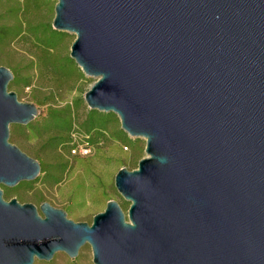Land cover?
Here are the masks:
<instances>
[{"label": "water", "instance_id": "obj_1", "mask_svg": "<svg viewBox=\"0 0 264 264\" xmlns=\"http://www.w3.org/2000/svg\"><path fill=\"white\" fill-rule=\"evenodd\" d=\"M52 29L95 82L90 111L145 141L137 168L91 224L63 210L5 201L39 162L9 142L39 115L0 66V264H264V0H55Z\"/></svg>", "mask_w": 264, "mask_h": 264}, {"label": "rangeland", "instance_id": "obj_2", "mask_svg": "<svg viewBox=\"0 0 264 264\" xmlns=\"http://www.w3.org/2000/svg\"><path fill=\"white\" fill-rule=\"evenodd\" d=\"M55 4V0H0V28L17 26V31L22 32L21 36L10 37L7 44L0 43V66L18 76V86L9 90L17 94L20 102L34 104L39 110L37 118L29 124L30 129L26 128L28 125L22 126L23 130L18 125L10 126L9 142L37 160L47 173L57 163L64 164L65 168L60 171L61 175L57 174L58 185L49 181L47 173H40L33 182H24L15 188L1 186V189L7 202L16 199L20 204H32L38 209L41 204L49 203L65 211L68 219L91 224L108 201L123 204V211H127L129 204L117 193L114 177L122 168L129 171L137 168L138 162L146 157L145 141L129 138L114 114H110L107 129H84L90 110L83 96L95 79L85 76L70 59L75 36L52 29ZM51 109L71 117L68 137L71 150L85 145V136L89 137L88 155L77 152L72 155L66 145L58 146L56 151L49 146L51 135L46 126L51 120ZM33 264H93L92 251L86 244L75 259L57 253L50 262L35 259Z\"/></svg>", "mask_w": 264, "mask_h": 264}, {"label": "trees", "instance_id": "obj_3", "mask_svg": "<svg viewBox=\"0 0 264 264\" xmlns=\"http://www.w3.org/2000/svg\"><path fill=\"white\" fill-rule=\"evenodd\" d=\"M16 28V29H15ZM22 32L21 31H17V26H14L12 28H6V27H2L0 28V43L3 44H7L9 42V38L10 37H14V36H21ZM14 75V80L10 83L9 88H16L18 86L19 83V79L18 76ZM112 115H107V114H102L96 111H90L87 117V120L85 122V130L90 131V130H98V131H102L107 129V124L110 121ZM50 122L49 124H47V132H49L48 134L51 135L49 137V146L53 149V150H57L58 146L61 145H66L67 149H68V153H70L71 150V145L69 144L70 139L68 137H70L71 135V127H72V121H71V117L64 115V114H60L59 111L57 110H50ZM19 127V129L23 130L25 129V127L22 126H17ZM32 126L28 125L26 128L30 129ZM123 137H126L124 133L119 132ZM90 141H88L89 143ZM91 143V142H90ZM71 154V153H70ZM40 164V163H39ZM41 166V173H47L43 170V166L40 164ZM65 168L64 164L61 163H57L54 167H52L51 172L47 173V177L49 179V181H54L52 182L53 185H58L60 182V178L57 177V174H60V171L62 169ZM54 173V175H52ZM61 175V174H60ZM51 176L55 177L56 179H50ZM121 207L124 210V205L122 204Z\"/></svg>", "mask_w": 264, "mask_h": 264}, {"label": "built area", "instance_id": "obj_4", "mask_svg": "<svg viewBox=\"0 0 264 264\" xmlns=\"http://www.w3.org/2000/svg\"><path fill=\"white\" fill-rule=\"evenodd\" d=\"M86 138H87V142H85V145H83V146H74V148L71 150V154L72 155H75L76 154V152L77 153H83L82 155H88V153L90 152L88 149H87V146H88V139H89V137L88 136H85Z\"/></svg>", "mask_w": 264, "mask_h": 264}]
</instances>
